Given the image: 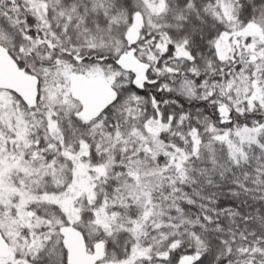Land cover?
<instances>
[{
    "label": "snow or ice",
    "instance_id": "obj_1",
    "mask_svg": "<svg viewBox=\"0 0 264 264\" xmlns=\"http://www.w3.org/2000/svg\"><path fill=\"white\" fill-rule=\"evenodd\" d=\"M0 264H264V0H0Z\"/></svg>",
    "mask_w": 264,
    "mask_h": 264
}]
</instances>
